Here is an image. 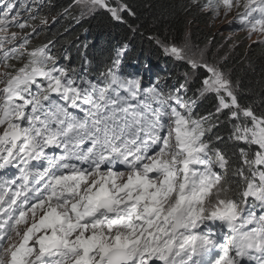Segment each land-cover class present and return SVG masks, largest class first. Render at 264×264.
Wrapping results in <instances>:
<instances>
[{"label": "snow or ice", "instance_id": "1", "mask_svg": "<svg viewBox=\"0 0 264 264\" xmlns=\"http://www.w3.org/2000/svg\"><path fill=\"white\" fill-rule=\"evenodd\" d=\"M75 3L121 23L136 15L127 0ZM192 6L235 12L264 45V0ZM17 8L0 0V264H264V112L241 104L230 71L186 32L180 43L153 39L204 70L194 96L187 80L166 90L123 77L126 46L93 80L10 32H36ZM208 95L215 112L197 115ZM221 116L228 138L213 140Z\"/></svg>", "mask_w": 264, "mask_h": 264}, {"label": "trees", "instance_id": "2", "mask_svg": "<svg viewBox=\"0 0 264 264\" xmlns=\"http://www.w3.org/2000/svg\"><path fill=\"white\" fill-rule=\"evenodd\" d=\"M127 3L136 15H126V23H121L102 9L89 17L83 16L74 8L75 0H44L39 6L41 16L60 17L50 27L36 28L40 34L33 38L29 48L48 45L50 54L57 58V66L74 69L95 80L111 66L117 51L126 46L120 65L123 77H138L145 87L159 85L166 90L187 80L188 96H194L201 86L202 69L194 71L168 61L153 38L180 43L184 34L190 32L191 40L198 45H219L224 37L214 31L212 12L192 6V0H127ZM235 23L242 29L236 19ZM232 26L229 33L234 30ZM9 63L19 66L15 60ZM223 65L238 86L241 104L264 112V45L248 46L246 38L237 55L228 57ZM216 106L215 96L208 95L199 100L195 113L201 116L214 113ZM229 128V122L221 116L220 126L208 135L214 140L219 134L227 140Z\"/></svg>", "mask_w": 264, "mask_h": 264}, {"label": "rangeland", "instance_id": "3", "mask_svg": "<svg viewBox=\"0 0 264 264\" xmlns=\"http://www.w3.org/2000/svg\"><path fill=\"white\" fill-rule=\"evenodd\" d=\"M42 2H43V0H42ZM74 8L77 9L81 13V15L87 16V17H89L90 15H93V12H95V11L88 12V11L82 9L77 4L74 5ZM37 10H38V7L35 5L32 8L31 12L33 14H35V12ZM40 16H41V14L38 15V18L30 19L28 22L30 24L34 25L36 28H38V27H43L44 28V27H50V25H52L54 23V20L58 19L60 17V16H44V17L43 16L40 17ZM213 16H214V23H215V27H216V29L214 31H215V33L219 31L218 34H219L220 38L224 37L222 43L219 44V45H209V44H207L205 46L198 45L197 43L193 42L192 40H191V43L193 45H197L200 49H207L205 59L208 60L210 63H217V64H220L221 66L224 67L223 64H225V60L228 59V57H233V56L237 55L238 48L242 45V41L244 39L247 38V44L249 46L250 44L254 43V41L257 40L258 34H253L251 39H249L247 30L245 31L243 29L237 28L236 23H235V12L230 13L227 17L224 16L223 11H221V14L219 16H215V15H213ZM40 18H46L48 23L47 24H42ZM32 20H34V21L32 22ZM234 23H235V25L232 26ZM229 26H232V28L234 29L230 33L228 32ZM237 30H240V31H237ZM31 31H32L31 28H25L23 30H21V29H16L15 30V32H17L20 36L33 34V32H31ZM39 34H40V32L37 33L36 36H38ZM31 42L32 41L30 39V44H31ZM29 45H28V48H29ZM11 46L12 45H8V47H11ZM164 57L168 61H171L175 65H184V66H187V67L191 68V66L187 62L176 60L173 57H171L169 55H166V54H165ZM193 70L197 71V70H200V68L193 69ZM5 71H7V69H5L4 66L0 68V73H3ZM202 71L204 73L203 69H202ZM0 87H2V85H0ZM1 175H4L3 171H1ZM14 175H18V172H14L13 171V173H11L9 171V177L10 178H11V176H14Z\"/></svg>", "mask_w": 264, "mask_h": 264}, {"label": "bare ground", "instance_id": "4", "mask_svg": "<svg viewBox=\"0 0 264 264\" xmlns=\"http://www.w3.org/2000/svg\"><path fill=\"white\" fill-rule=\"evenodd\" d=\"M36 36V33L34 34V37ZM3 67V66H0V68ZM53 155H56V153H53Z\"/></svg>", "mask_w": 264, "mask_h": 264}]
</instances>
